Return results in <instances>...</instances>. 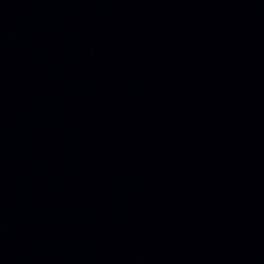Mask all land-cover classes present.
Listing matches in <instances>:
<instances>
[{
	"label": "water",
	"instance_id": "obj_1",
	"mask_svg": "<svg viewBox=\"0 0 264 264\" xmlns=\"http://www.w3.org/2000/svg\"><path fill=\"white\" fill-rule=\"evenodd\" d=\"M0 264H264V0H0Z\"/></svg>",
	"mask_w": 264,
	"mask_h": 264
}]
</instances>
